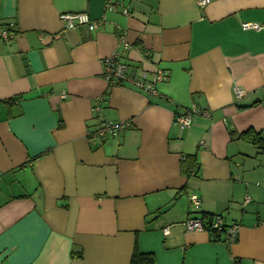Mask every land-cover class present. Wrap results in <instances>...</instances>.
Wrapping results in <instances>:
<instances>
[{
    "label": "crops",
    "instance_id": "obj_1",
    "mask_svg": "<svg viewBox=\"0 0 264 264\" xmlns=\"http://www.w3.org/2000/svg\"><path fill=\"white\" fill-rule=\"evenodd\" d=\"M199 1L0 0V264H130L136 248L155 264H264V148L239 137L264 138V29H242L264 26V0ZM80 13L106 22L66 29ZM115 53L165 72L158 95L110 85ZM193 106L210 117L174 126ZM103 122L131 126L90 138ZM211 216L240 225L235 243L180 226Z\"/></svg>",
    "mask_w": 264,
    "mask_h": 264
},
{
    "label": "built area",
    "instance_id": "obj_2",
    "mask_svg": "<svg viewBox=\"0 0 264 264\" xmlns=\"http://www.w3.org/2000/svg\"><path fill=\"white\" fill-rule=\"evenodd\" d=\"M209 0H200L199 5L201 7L206 6ZM106 11L113 12L115 6L113 3L108 2L105 5ZM126 16H129L128 9L123 12ZM60 19L65 24L66 29H76L82 26H86L90 31H98L106 22L104 18L101 21H93L87 14H63ZM14 27H5L1 31V37L3 40L8 41L14 36ZM242 29L245 31H261L264 26L256 23H243ZM120 45L125 50H130V46L125 39H120ZM105 79L110 85H122L129 84L149 95L157 96L158 92L156 85L166 82L168 76L165 72L157 70L150 74L146 71H139L134 73L128 67L126 63L120 61V54L115 53L112 57L105 60ZM236 95L238 98L244 96V92L236 89ZM195 116L210 117L208 111L199 109L196 106L191 107L182 114L175 115L174 126L180 130H187L192 125V120ZM131 124L129 122H103L100 127L92 134L90 138L104 141L117 137L121 132L127 130ZM194 210L198 212L200 210V200L197 195L193 194L189 198ZM245 202H249V198H246ZM180 226L187 232H202L208 231L211 235L216 233L220 236L219 240L224 239L226 243L233 244L238 239L240 225L233 224L226 226L222 216H211L207 219L188 218L186 221L180 223ZM169 229H165L164 233L168 234ZM215 239V238H214Z\"/></svg>",
    "mask_w": 264,
    "mask_h": 264
},
{
    "label": "trees",
    "instance_id": "obj_3",
    "mask_svg": "<svg viewBox=\"0 0 264 264\" xmlns=\"http://www.w3.org/2000/svg\"><path fill=\"white\" fill-rule=\"evenodd\" d=\"M239 137L257 147L264 148V138L261 137L259 134L253 133L252 131H248L239 135ZM196 161L197 160L195 155H187L183 159V167L185 169V174L188 177H190V175L194 173V170L197 167ZM212 236L213 238H215V240H219L220 238V236L216 233H213ZM130 264H155V258L151 254L140 253L136 248L132 255Z\"/></svg>",
    "mask_w": 264,
    "mask_h": 264
}]
</instances>
